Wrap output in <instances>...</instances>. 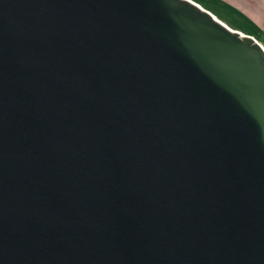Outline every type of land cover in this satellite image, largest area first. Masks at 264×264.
I'll return each instance as SVG.
<instances>
[{
	"label": "water",
	"instance_id": "water-1",
	"mask_svg": "<svg viewBox=\"0 0 264 264\" xmlns=\"http://www.w3.org/2000/svg\"><path fill=\"white\" fill-rule=\"evenodd\" d=\"M0 264H264V47L191 0H0Z\"/></svg>",
	"mask_w": 264,
	"mask_h": 264
},
{
	"label": "crops",
	"instance_id": "crops-1",
	"mask_svg": "<svg viewBox=\"0 0 264 264\" xmlns=\"http://www.w3.org/2000/svg\"><path fill=\"white\" fill-rule=\"evenodd\" d=\"M264 47V0H191Z\"/></svg>",
	"mask_w": 264,
	"mask_h": 264
}]
</instances>
